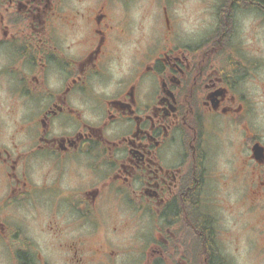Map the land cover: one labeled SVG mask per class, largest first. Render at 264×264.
I'll list each match as a JSON object with an SVG mask.
<instances>
[{
    "label": "flooded vegetation",
    "instance_id": "af4514ba",
    "mask_svg": "<svg viewBox=\"0 0 264 264\" xmlns=\"http://www.w3.org/2000/svg\"><path fill=\"white\" fill-rule=\"evenodd\" d=\"M129 2L0 0V48L15 57L0 76L17 99L42 98L49 66L68 79L30 122L32 154L54 159L68 187L61 192L58 180L34 189L20 173L24 154L0 148V256L7 264H264V104L242 90L264 74V57L239 48L220 55L235 34L236 0H201L217 27L189 42L174 35L171 0H152L157 27L135 39L116 23L117 3ZM254 7L264 12V4ZM78 21L85 35L65 49ZM115 41L137 46L133 75L111 96L92 97L89 79ZM73 90L96 105L99 120L55 135L54 121L82 119L68 106ZM73 165L87 176L75 187ZM30 202L50 210L37 225L39 243L19 216ZM241 209L250 219L244 259L234 216Z\"/></svg>",
    "mask_w": 264,
    "mask_h": 264
},
{
    "label": "clouds",
    "instance_id": "9594fccd",
    "mask_svg": "<svg viewBox=\"0 0 264 264\" xmlns=\"http://www.w3.org/2000/svg\"><path fill=\"white\" fill-rule=\"evenodd\" d=\"M264 4V0H236V7L232 11L231 22L234 26V36L230 45L220 54L224 60L232 54L233 48L241 49L249 56L264 57V12L257 10L255 4ZM169 13L174 22V35L177 40L189 42L203 40L214 32L217 27L215 10L210 4L201 3V0H171L168 5ZM160 8L152 0H130L127 6L117 3L116 23L126 26L131 30L135 39L149 37L157 27V18ZM81 29L77 31L75 38L68 37L64 43L76 44L83 39L85 30L83 21H78ZM135 43L125 47L120 41H115L112 50L104 59L98 74L89 79V95L95 98L111 96L120 86L133 75L135 60L131 49L136 48ZM80 50V46L73 52ZM14 55L7 48H0V71L13 65ZM68 79L59 70L52 66L45 69L42 79V98L36 102H28L17 99L12 92V81L6 75L0 76V148H5L15 155L24 154L20 173L30 181L36 190L50 188L59 180L58 188L65 192L68 185L66 177L58 176L57 162L52 158H45L40 154L33 155L32 145L34 137L30 129V122L38 117L39 112L51 103L55 102V96L63 93L67 87ZM248 92L251 99L264 104V74L249 80L243 89ZM84 97L75 90L68 96V106L82 113V119L61 124L53 122V134H72L78 124L95 123L99 116L95 111L96 105L83 103ZM73 168V183L75 187L87 176H81V167ZM139 188V183L132 185V189ZM7 194V188L0 189V197ZM47 205L30 202L19 210V216L32 229L35 238L39 239L37 228L41 217L49 214ZM59 219V217H58ZM63 225V222H62ZM0 264H7V259L0 256Z\"/></svg>",
    "mask_w": 264,
    "mask_h": 264
},
{
    "label": "rangeland",
    "instance_id": "374dc122",
    "mask_svg": "<svg viewBox=\"0 0 264 264\" xmlns=\"http://www.w3.org/2000/svg\"><path fill=\"white\" fill-rule=\"evenodd\" d=\"M229 202L236 201V199H227ZM245 211V207H243ZM243 209L237 210V212L234 214V216L237 214L236 218H238L239 221V229L242 237V259H244L243 255L246 253V246L244 245V242L247 239L249 232H248V224L250 222L249 217L243 214Z\"/></svg>",
    "mask_w": 264,
    "mask_h": 264
}]
</instances>
